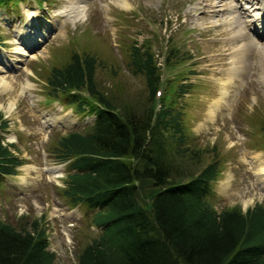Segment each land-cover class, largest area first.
<instances>
[{
    "label": "rangeland",
    "instance_id": "374dc122",
    "mask_svg": "<svg viewBox=\"0 0 264 264\" xmlns=\"http://www.w3.org/2000/svg\"><path fill=\"white\" fill-rule=\"evenodd\" d=\"M70 1L85 4L83 16H55H64ZM212 1V9L204 8V0H128V7L117 0H21L17 8H0V119L7 124L2 134L22 160L18 174L7 177L0 188V218L17 229L39 219L58 264H77L96 231L89 215L72 209L62 197L58 188L66 165L47 152L58 133L85 130L94 118L76 113L59 95L46 96L48 68L64 64L71 50L97 55L96 84L120 102L144 97L143 78L133 75L129 54L136 44L150 48L164 81L193 84L185 96L189 146L203 150L207 160L205 151L218 142L227 156L213 184L214 207L221 211L239 205L245 210L264 204V173L254 167L258 161L264 164V58L253 49L264 47V37L245 31L242 21L251 22L255 10L244 16L239 9L231 11L233 0ZM26 8L35 9L37 18H27L26 11H32ZM238 30L250 37L234 38ZM246 39L254 46L236 64L233 51ZM168 46L180 53L164 64ZM22 52L26 55L21 57Z\"/></svg>",
    "mask_w": 264,
    "mask_h": 264
},
{
    "label": "trees",
    "instance_id": "16d2710c",
    "mask_svg": "<svg viewBox=\"0 0 264 264\" xmlns=\"http://www.w3.org/2000/svg\"><path fill=\"white\" fill-rule=\"evenodd\" d=\"M19 1L0 0V8H17ZM166 50L163 61L170 64L180 51ZM67 53L64 64L46 72V96L59 95L94 120L85 130L58 133L47 152L55 161H68L58 189L71 208L84 209L96 230L77 264H264V204L218 211L213 184L227 156L218 142L205 151L207 160L188 144L185 96L193 84L164 81L150 48L136 44L130 67L143 78L144 97L115 102L96 84L97 55L86 49ZM158 89L162 94L156 97ZM2 120L0 188L22 164L15 145L5 141ZM49 246L39 219L17 229L0 218V264H58Z\"/></svg>",
    "mask_w": 264,
    "mask_h": 264
},
{
    "label": "bare ground",
    "instance_id": "6f19581e",
    "mask_svg": "<svg viewBox=\"0 0 264 264\" xmlns=\"http://www.w3.org/2000/svg\"><path fill=\"white\" fill-rule=\"evenodd\" d=\"M118 2H120L121 4H122V6L123 7H128V5H129V3H128V0H117ZM250 1H253V0H250ZM260 1H262L261 2V8L262 9H264V0H260ZM235 4V3H234ZM257 4H258V2H253L252 3V7H254V8H256V6H257ZM214 3H213V1L212 0H204V8H208V9H212L213 7H214ZM67 8L66 9H64V11H63V13H65L64 14V16L65 17H69V16H73L74 17V19H79L80 18V15L81 16H83V13H84V10H85V4L84 3H81L80 1H70L69 2V4L66 6ZM234 9H237V7H234ZM234 9L232 8L231 9V11H234ZM66 10V11H65ZM210 11V10H209ZM207 12V11H206ZM206 12L204 11V14L202 15V16H200V17H204V15L206 14ZM263 14H264V11H263ZM33 15H35V12H29V11H26V17L27 18H29V17H31V16H33ZM244 16H247V15H244ZM199 17V18H200ZM247 18V17H246ZM189 19V18H188ZM243 23H244V21H243ZM249 24H251L250 22H248L247 24H246V26L247 25H249ZM236 25H239V22L238 23H236ZM244 28V27H243ZM24 33H26V31H23ZM246 32L245 31H240V30H238V33H236L235 35H234V38H242V37H245V38H249L250 36H248V35H246L245 34ZM25 34H23V36H24ZM26 37V36H25ZM255 38V37H254ZM246 40H248V39H246ZM246 40H243V41H246ZM242 41V42H243ZM241 42V44L240 45H238L237 46V49H236V47H235V50L233 51L234 52V54L232 55L233 56V58H235L233 61L234 62H236V64L237 63H239V62H241V60H240V57H242V56H245V55H247V54H249L248 53V51L249 50H251V48L254 46V42L251 40V39H249L248 41H246V42H244V43H242ZM253 49H257V54H258V57H259V55L261 56V57H263L264 58V47L262 46V45H259V46H255ZM251 52V51H250ZM256 54V55H257ZM26 55V53L25 52H22V53H20V56H25ZM251 57V56H250ZM245 59V58H244ZM250 60H251V58H250ZM256 60V59H255ZM257 60H258V58H257ZM245 61L247 62V56H246V59H245ZM260 61H262V60H260ZM264 61V60H263ZM259 63V62H258ZM262 66H263V68H264V64H262ZM234 67V66H233ZM238 68V67H237ZM232 69H234V68H232ZM238 71V70H237ZM261 78H262V82L264 83V71H263V74H262V76H261ZM11 106H12V103H11ZM258 167V170L256 171L257 173L259 172L260 174H263L264 173V164H263V161H258L255 165H254V167Z\"/></svg>",
    "mask_w": 264,
    "mask_h": 264
}]
</instances>
